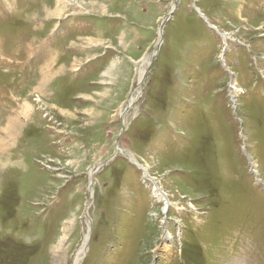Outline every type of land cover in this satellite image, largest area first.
<instances>
[{
  "label": "rangeland",
  "instance_id": "374dc122",
  "mask_svg": "<svg viewBox=\"0 0 264 264\" xmlns=\"http://www.w3.org/2000/svg\"><path fill=\"white\" fill-rule=\"evenodd\" d=\"M84 236L78 264H264V0H0V264Z\"/></svg>",
  "mask_w": 264,
  "mask_h": 264
},
{
  "label": "bare ground",
  "instance_id": "6f19581e",
  "mask_svg": "<svg viewBox=\"0 0 264 264\" xmlns=\"http://www.w3.org/2000/svg\"><path fill=\"white\" fill-rule=\"evenodd\" d=\"M201 13V12H200ZM159 38H160V36H159ZM143 73H144V67H142V69H140L139 70V72H138V74H137V77H138V81H141V77H142V75H143ZM138 97V96H137ZM135 99H136V95H133L132 97H131V99L129 100V103H128V106H129V108L132 106V104H133V102L135 101ZM158 190V193H161V191L159 190V188L157 187L156 188V191ZM155 191V192H156ZM162 194V193H161ZM157 195H159V194H157ZM166 200V199H165ZM166 203H167V206H168V201L166 200ZM87 242H88V237L87 236H84V240H83V244H82V246L80 247V249H79V251H78V253H77V255H76V257H75V260H74V264H78L79 262H80V260H81V255H83L84 253H85V249H86V246H87Z\"/></svg>",
  "mask_w": 264,
  "mask_h": 264
},
{
  "label": "water",
  "instance_id": "95a60500",
  "mask_svg": "<svg viewBox=\"0 0 264 264\" xmlns=\"http://www.w3.org/2000/svg\"><path fill=\"white\" fill-rule=\"evenodd\" d=\"M175 7H176V5H174L173 9L168 13V15L165 17V19L163 20V22H162L161 25H160V29H159L160 40H159V43H158V44L155 46V48H154V51H153V52H155L154 56L157 55V51H158V49H159V46H160V44L162 43V32H163V28H164L166 22L170 19L171 15L173 14ZM194 9H195V11H196L200 16H202V14H200V13L197 11L196 7H194ZM151 54H152V53H151ZM151 54H150V55H151ZM151 58H152V57H151ZM89 196L91 197V194H89Z\"/></svg>",
  "mask_w": 264,
  "mask_h": 264
}]
</instances>
